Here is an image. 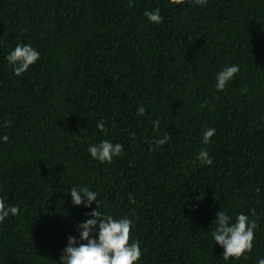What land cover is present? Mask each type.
<instances>
[{"label": "trees", "instance_id": "1", "mask_svg": "<svg viewBox=\"0 0 264 264\" xmlns=\"http://www.w3.org/2000/svg\"><path fill=\"white\" fill-rule=\"evenodd\" d=\"M129 2L0 0V198L20 209L0 224V264H60L97 210L96 201L74 206L72 187L98 193L102 213L133 220L139 264L264 258V0ZM156 8L160 24L144 15ZM18 44L40 53L20 77L6 60ZM233 65L239 73L217 91L218 73ZM205 126L216 130L208 145ZM104 140L123 145L111 164L88 152ZM202 149L211 166L197 159ZM222 210L256 221L247 258L224 261L215 245Z\"/></svg>", "mask_w": 264, "mask_h": 264}, {"label": "clouds", "instance_id": "2", "mask_svg": "<svg viewBox=\"0 0 264 264\" xmlns=\"http://www.w3.org/2000/svg\"><path fill=\"white\" fill-rule=\"evenodd\" d=\"M189 2L195 7L206 5L208 0H189ZM170 3L174 6H182L184 0H170ZM128 6H133L132 0H130ZM144 15L153 24L163 22L159 8L146 11ZM39 59L40 53L31 44H18L6 56L9 66L17 77L26 73ZM239 71L238 65L228 66L220 71L216 79V90L223 92ZM247 91V88L241 89L242 94L247 93ZM145 112V107L140 105L137 109V115L142 116ZM152 123L154 129L158 132L160 121L155 120ZM5 126H10V121H5ZM97 128L107 134L104 121H99ZM215 135L216 130L214 128L205 126L202 133V143L208 145ZM170 139L171 135L166 132L163 138L154 140V144L156 147H161L167 144ZM2 140L4 143H8L9 137L5 135ZM88 152L93 160L101 164H111L115 157L121 156L123 145L104 140L98 144L89 145ZM197 159L205 166L213 164L208 151L204 149L200 150ZM70 195L74 206L83 205L90 208L92 203L96 201L97 210L92 211L89 214L91 218L79 225L80 242L75 237L70 236L68 238V246L61 255L60 264H139L143 256L141 244L138 239L130 242L131 230L134 227L133 220L128 217L117 219L112 215L102 213L99 210L101 201L98 199V193L88 187H72ZM84 198H86V202ZM129 199L130 203H136L131 196ZM250 211L252 216L256 215L254 209ZM19 213L18 206L8 205L3 198H0V224L10 215L17 216ZM216 215L218 219L214 222L215 228L211 232V237L215 245L218 244L224 249L223 260L247 258V254L251 253L254 248L255 230L258 227L256 221L249 219L243 213L236 217L235 222H232V218L223 210ZM97 227L98 236L94 237V230ZM257 264H264V258H260Z\"/></svg>", "mask_w": 264, "mask_h": 264}]
</instances>
